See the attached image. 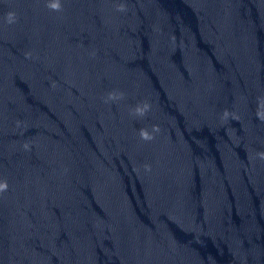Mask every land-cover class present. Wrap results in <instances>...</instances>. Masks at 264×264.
<instances>
[{
    "label": "clouds",
    "instance_id": "clouds-1",
    "mask_svg": "<svg viewBox=\"0 0 264 264\" xmlns=\"http://www.w3.org/2000/svg\"><path fill=\"white\" fill-rule=\"evenodd\" d=\"M48 7L53 10L59 11L61 9V4L59 0H55V2L50 3ZM118 11L124 12V11H127V8L125 5L122 4L118 7ZM6 19L9 24L15 23L16 14L14 12H9L7 13ZM124 97H125V94L123 92H110L107 95V100L115 101V100L123 99ZM150 110H151V104L148 102H142L141 104L136 105L134 109V115L137 117H145ZM230 117L232 119L236 118L228 110H225L223 112V119L228 120ZM256 118L264 122V98H258ZM159 131H160V126L156 124L152 125L151 132H149L146 128H141L139 129L140 138L144 141H152L155 139L154 134L158 133ZM24 147L26 150H30L29 145L25 144ZM256 155L260 160H264V151L257 152ZM144 167L146 170H150L151 168L150 165H145ZM7 189H8L7 182L6 181L0 182V193L7 191Z\"/></svg>",
    "mask_w": 264,
    "mask_h": 264
}]
</instances>
